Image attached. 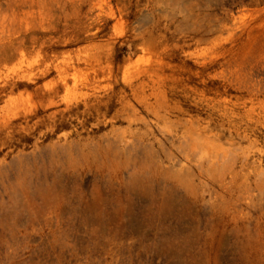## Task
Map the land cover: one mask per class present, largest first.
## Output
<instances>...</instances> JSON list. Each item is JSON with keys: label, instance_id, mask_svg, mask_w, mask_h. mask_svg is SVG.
Here are the masks:
<instances>
[{"label": "rangeland", "instance_id": "obj_1", "mask_svg": "<svg viewBox=\"0 0 264 264\" xmlns=\"http://www.w3.org/2000/svg\"><path fill=\"white\" fill-rule=\"evenodd\" d=\"M0 264H264V0H0Z\"/></svg>", "mask_w": 264, "mask_h": 264}, {"label": "bare ground", "instance_id": "obj_2", "mask_svg": "<svg viewBox=\"0 0 264 264\" xmlns=\"http://www.w3.org/2000/svg\"><path fill=\"white\" fill-rule=\"evenodd\" d=\"M112 150V149H111ZM105 155V154H104Z\"/></svg>", "mask_w": 264, "mask_h": 264}]
</instances>
